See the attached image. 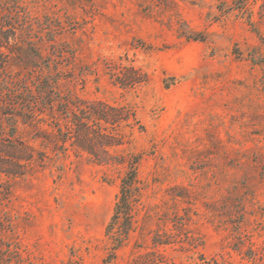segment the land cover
Listing matches in <instances>:
<instances>
[{"label": "rangeland", "instance_id": "rangeland-1", "mask_svg": "<svg viewBox=\"0 0 264 264\" xmlns=\"http://www.w3.org/2000/svg\"><path fill=\"white\" fill-rule=\"evenodd\" d=\"M48 77L55 106L16 123L34 157L0 176V264H105L134 158L111 264H264V0H0V80Z\"/></svg>", "mask_w": 264, "mask_h": 264}, {"label": "trees", "instance_id": "trees-1", "mask_svg": "<svg viewBox=\"0 0 264 264\" xmlns=\"http://www.w3.org/2000/svg\"><path fill=\"white\" fill-rule=\"evenodd\" d=\"M189 39L200 40L198 37ZM35 88L27 85L13 92L8 89V83L0 80V176L11 179L24 176L26 165L34 157L33 147L26 141L15 138L16 123L20 120L23 124L32 125L37 112L43 113L38 106L48 109L55 106L53 99L55 82L48 77L40 81ZM14 109L16 113H11L10 111ZM7 128L11 132H6ZM137 165L138 159L134 158L121 180L114 213L107 227L112 252L105 260V264H111L110 261L115 258L116 251L125 245L134 229V209L139 196Z\"/></svg>", "mask_w": 264, "mask_h": 264}]
</instances>
